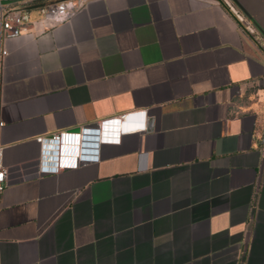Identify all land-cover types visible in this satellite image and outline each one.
Instances as JSON below:
<instances>
[{
	"label": "crops",
	"instance_id": "0c3cea01",
	"mask_svg": "<svg viewBox=\"0 0 264 264\" xmlns=\"http://www.w3.org/2000/svg\"><path fill=\"white\" fill-rule=\"evenodd\" d=\"M54 1L6 4L24 29L0 66V264H264L261 36L218 0H83L59 22ZM141 110L38 175L37 137Z\"/></svg>",
	"mask_w": 264,
	"mask_h": 264
},
{
	"label": "built area",
	"instance_id": "2783aa9c",
	"mask_svg": "<svg viewBox=\"0 0 264 264\" xmlns=\"http://www.w3.org/2000/svg\"><path fill=\"white\" fill-rule=\"evenodd\" d=\"M221 1L248 33H256L254 27L244 17V15L240 13V11L230 0ZM82 2L83 0H56L48 4L46 7L41 8V16L44 19L59 22L72 16V14H74L82 6ZM23 29V11L16 7L0 5V66L2 63V58L7 53L5 43L9 40L17 38L22 33ZM144 114L145 110L139 111L138 115L140 116V122L131 125H127V119L131 118L133 115L129 116L128 114H120L118 117L113 118L116 119V122L114 121V126L110 128L120 127V131L123 132L126 130L143 127L145 117ZM109 120L111 121V119L102 120L94 125L80 127V131L78 133H70L65 131L54 133L46 137H37L36 140L41 146L40 154L37 158L38 175L53 174L61 168H74L77 165L85 162V160H96L99 141H117L118 136H116V134L119 135L118 131L116 133L115 131L108 132L106 130V133H102L99 138L97 137L92 144H89V146L86 147L88 150L85 154L77 153V151L64 153V146L67 144L70 137L72 138L75 136L76 139H79L80 134L83 136L82 138L85 137L84 135H90L93 133L98 134L100 124H103L105 121ZM1 126L2 122L0 120V127ZM6 182L7 168L0 161V193L6 185Z\"/></svg>",
	"mask_w": 264,
	"mask_h": 264
},
{
	"label": "water",
	"instance_id": "95a60500",
	"mask_svg": "<svg viewBox=\"0 0 264 264\" xmlns=\"http://www.w3.org/2000/svg\"><path fill=\"white\" fill-rule=\"evenodd\" d=\"M24 0H0V5L12 4ZM219 2L223 3L221 0ZM241 14L251 23L256 32L264 40V0H230ZM38 5H31L28 9L36 8ZM24 10V9H23ZM151 119L148 118L146 129H150ZM80 127L75 126L66 130L70 133H78Z\"/></svg>",
	"mask_w": 264,
	"mask_h": 264
},
{
	"label": "bare ground",
	"instance_id": "6f19581e",
	"mask_svg": "<svg viewBox=\"0 0 264 264\" xmlns=\"http://www.w3.org/2000/svg\"><path fill=\"white\" fill-rule=\"evenodd\" d=\"M114 121L116 122V119L112 120V121L104 122L102 124L101 128L98 129V134L93 133L90 135H84L85 136L84 138H82L83 136L80 134L79 139H76L75 136L72 138L70 137L69 141L64 146V153H70L72 151L73 152L77 151V153L85 154L86 151L88 150L86 147L89 146V144H92L93 141H95L97 137L99 138L102 135V133H106L105 129L113 127ZM106 125H107V127H106ZM82 144H84V145H82Z\"/></svg>",
	"mask_w": 264,
	"mask_h": 264
}]
</instances>
